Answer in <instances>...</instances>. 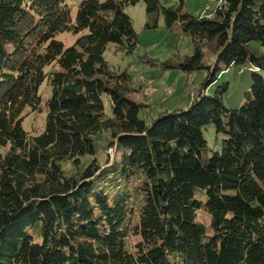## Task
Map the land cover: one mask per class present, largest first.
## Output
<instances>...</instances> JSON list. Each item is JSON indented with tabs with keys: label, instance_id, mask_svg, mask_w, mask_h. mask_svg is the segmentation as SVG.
I'll use <instances>...</instances> for the list:
<instances>
[{
	"label": "trees",
	"instance_id": "obj_1",
	"mask_svg": "<svg viewBox=\"0 0 264 264\" xmlns=\"http://www.w3.org/2000/svg\"><path fill=\"white\" fill-rule=\"evenodd\" d=\"M214 1L192 16L144 0L194 43L161 69L210 72L185 110L148 124L131 76L104 59L109 44L136 49L124 8L137 0H81L74 17L78 0H0V264H264V52L251 48H264V0ZM64 32L77 36L67 48ZM204 48L222 71L255 69L239 109L223 103L227 83L206 92L219 69ZM44 82L43 130L29 135ZM210 125L225 138L208 156Z\"/></svg>",
	"mask_w": 264,
	"mask_h": 264
},
{
	"label": "rangeland",
	"instance_id": "obj_2",
	"mask_svg": "<svg viewBox=\"0 0 264 264\" xmlns=\"http://www.w3.org/2000/svg\"><path fill=\"white\" fill-rule=\"evenodd\" d=\"M80 1L78 0L73 6V17ZM157 1L164 8L178 6L181 3L183 12L192 16H210L217 7L214 0ZM124 13L130 17L132 27L138 35V45L131 55H125L122 52H115V45L109 44L104 53V59L112 71L117 73L126 71L131 76V85L135 89V92L131 94V99L147 106L140 110L139 118L150 124L159 115L185 110L192 96L198 93L206 80L210 73L209 70L188 73L162 70L160 63L173 57L181 60L186 56H191L194 53L192 37L183 32L179 22L167 28L162 10L158 14L148 16L144 0H137L134 5H127ZM147 24L151 27L150 29L146 27ZM76 39L77 36L66 32L55 36V40L63 43L66 48L72 46ZM251 48L260 53L264 52V48H261L258 43H251ZM153 61H155L154 65L151 64ZM202 63L206 67L217 66L219 69L216 72V82L206 92L212 95L218 86L227 83L228 90L223 103L228 110L239 109L245 101V94L250 90L251 76L255 69L250 66H231L226 71H222L224 70L223 63L217 62L216 56L207 48L203 49ZM39 95L41 98L40 112H31L29 109L24 112L25 117L21 126L29 135L39 134L43 130L46 117L45 105L51 95L46 82L40 87ZM105 113L110 114V106L107 103ZM202 135L210 150L208 156L220 151L221 142L225 137L216 134L213 125L205 127ZM111 154L110 151L109 158ZM97 156L99 162L104 164L107 157L104 151H100ZM89 160V158L86 159L87 162ZM63 168L69 172L74 171L70 163L63 164ZM199 217L206 220L202 213H199Z\"/></svg>",
	"mask_w": 264,
	"mask_h": 264
}]
</instances>
